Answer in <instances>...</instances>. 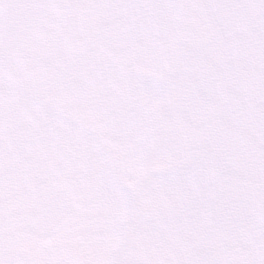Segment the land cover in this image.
Wrapping results in <instances>:
<instances>
[{
    "label": "snow or ice",
    "instance_id": "1",
    "mask_svg": "<svg viewBox=\"0 0 264 264\" xmlns=\"http://www.w3.org/2000/svg\"><path fill=\"white\" fill-rule=\"evenodd\" d=\"M233 0H0V264H202L200 261H164L149 257L139 240L144 217L135 215L141 193L123 176L134 171L154 198L171 190L190 193L185 209L196 208L197 220L214 225L222 207L220 200L201 202L205 186L198 183L204 162L189 132L171 123H155L142 110L120 112L115 106L92 98L111 79L134 75L151 93L164 87L155 73L165 61L177 71L191 67L203 57L196 47L198 25L194 13L231 6ZM118 11L144 13L148 20L133 39L121 41L120 29L105 38L101 23ZM83 13L79 24L62 23L73 13ZM41 22L55 34L43 53L31 50L33 30ZM136 39H146L144 49ZM183 48L170 56L169 45ZM139 57L137 69L130 56ZM58 65L62 75L52 84L34 75L33 66ZM67 71L74 91L64 96ZM83 79L77 80V76ZM54 93L83 119L73 121V140L91 160L94 183L111 193L100 206L86 202L85 193L58 180L55 161L38 159L24 195L7 199L13 187L4 164V134L10 102L23 118ZM81 97L89 99L82 100ZM129 145L135 149L129 154ZM124 153L120 162L111 153ZM131 178V177H130ZM14 209V210H12ZM246 264H264V249Z\"/></svg>",
    "mask_w": 264,
    "mask_h": 264
},
{
    "label": "rangeland",
    "instance_id": "2",
    "mask_svg": "<svg viewBox=\"0 0 264 264\" xmlns=\"http://www.w3.org/2000/svg\"><path fill=\"white\" fill-rule=\"evenodd\" d=\"M85 19L77 12L61 22L79 24ZM193 19L198 25L196 47L203 50L197 63L169 76L177 69L165 61L155 73L164 85L158 93L149 92L129 75L111 79L101 86L100 96L92 99L120 112L142 110L157 124L171 123L189 132L204 162L197 181L206 189L200 201L222 202L218 219L210 226L194 218L196 208L176 215L190 195L186 190H171L159 198L148 190L138 211L145 215L139 244L146 254L164 261L246 264L264 249V0H233L229 7L194 13ZM147 20L144 13L118 11L101 23L105 38L119 28L124 42L133 39ZM55 39L41 22L33 30L31 50L43 53ZM147 43L136 39L135 47L144 49ZM169 49L170 56L183 51L175 43ZM129 59L137 69L143 67L139 57ZM32 71L39 80L52 84L62 75L55 64L47 69L33 66ZM83 78L77 76V80ZM63 79L64 96H68L74 91V81L66 70ZM20 111L11 101L4 134V164L13 185L7 199L19 201L37 160L52 159L61 183L83 190L87 203H106L111 195L108 189L89 187L94 183L91 160L72 136L73 121L83 117L72 105L50 93L44 96V104L23 118L17 115ZM127 152L134 154V147L129 145ZM124 158L122 152L111 153L114 163ZM138 175L130 171L122 179L137 190L142 187V180L133 182Z\"/></svg>",
    "mask_w": 264,
    "mask_h": 264
},
{
    "label": "bare ground",
    "instance_id": "3",
    "mask_svg": "<svg viewBox=\"0 0 264 264\" xmlns=\"http://www.w3.org/2000/svg\"><path fill=\"white\" fill-rule=\"evenodd\" d=\"M144 179H145V178H144L143 176H141L140 174H139L138 176H136L135 179H133V182H135V181L138 182L139 180H142V181H141V184H142L141 186H142V187H141L140 189H137V191L141 193V202H142L143 199L149 194V193H148V189H145V188H144ZM141 202H140V203H141ZM140 205H141V204H139L138 206L135 207V209L138 207V210L136 211L137 213H138V211L140 210V207H141ZM140 211H141V210H140ZM138 215L145 216L144 214L142 215L141 212L138 213ZM211 248H212V247H211ZM212 249H213V248H212ZM213 250H214V249H213ZM213 250H212V251H213ZM212 253H213V252H212ZM210 257H211V256H210ZM211 258H212V257H211ZM208 262H212V261H208ZM215 262H216L215 264H219V262H218L217 260H215ZM209 264H210V263H209Z\"/></svg>",
    "mask_w": 264,
    "mask_h": 264
}]
</instances>
